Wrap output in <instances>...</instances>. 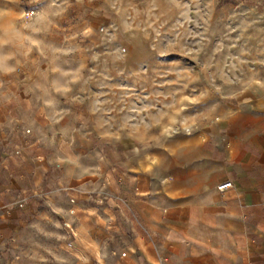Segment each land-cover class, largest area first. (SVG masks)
<instances>
[{"label":"rangeland","instance_id":"rangeland-1","mask_svg":"<svg viewBox=\"0 0 264 264\" xmlns=\"http://www.w3.org/2000/svg\"><path fill=\"white\" fill-rule=\"evenodd\" d=\"M263 62L264 0H0V100L15 97L26 129L65 155L69 206L23 216L20 262L78 252L75 207L126 205L110 179L141 173L159 141L191 132L197 96Z\"/></svg>","mask_w":264,"mask_h":264},{"label":"crops","instance_id":"crops-1","mask_svg":"<svg viewBox=\"0 0 264 264\" xmlns=\"http://www.w3.org/2000/svg\"><path fill=\"white\" fill-rule=\"evenodd\" d=\"M262 64L228 93L207 88L197 96L189 134L159 141V154L124 183L110 179L126 205L75 207L80 250L63 264L70 257L73 264H264ZM15 105V97L2 96L0 264H23L15 246L25 214L69 207L57 187L66 179L54 167L65 155L49 152Z\"/></svg>","mask_w":264,"mask_h":264},{"label":"built area","instance_id":"built-area-1","mask_svg":"<svg viewBox=\"0 0 264 264\" xmlns=\"http://www.w3.org/2000/svg\"><path fill=\"white\" fill-rule=\"evenodd\" d=\"M232 185V182H227L218 186L219 190H224Z\"/></svg>","mask_w":264,"mask_h":264}]
</instances>
